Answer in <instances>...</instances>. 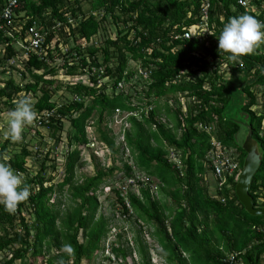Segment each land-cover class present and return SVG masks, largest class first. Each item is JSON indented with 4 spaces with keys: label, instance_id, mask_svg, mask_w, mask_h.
<instances>
[{
    "label": "trees",
    "instance_id": "trees-1",
    "mask_svg": "<svg viewBox=\"0 0 264 264\" xmlns=\"http://www.w3.org/2000/svg\"><path fill=\"white\" fill-rule=\"evenodd\" d=\"M84 1L90 2L87 9ZM202 1L25 0L17 9L22 21L19 20L20 28L14 37L4 35L0 29V52L5 55L0 58V76L8 78L0 85V103L14 108L18 94L24 92L23 97L31 98L41 92L33 103L34 110L38 114L46 110L49 115L47 118L36 115V118L50 131L56 144H61L64 157L60 162L66 171L57 183L51 175L47 177L45 163L32 174L26 166L31 156L28 145L23 144L20 153L7 157L9 135L0 144V161L22 174L23 183L30 189L29 197L14 211L9 212L0 204L3 264L17 261L28 264L29 256L33 263L40 260V264L90 261L103 249L113 220L97 214L96 193L113 172L123 170L126 176L136 178L135 167L145 172L148 180L152 176L159 180L157 196L149 185L141 186L144 182L141 179H137L141 195L129 192L127 196L136 220L153 227L150 235L161 247L160 254L166 264H264L261 262L264 215L253 216L245 210L236 194L237 180L231 179V189L225 187L214 195L205 178L208 168L204 163L211 148V135L204 127L211 126L217 140L239 151L242 165L246 152L239 145L237 134L241 122H246L263 151L261 166L250 188L257 206L258 194H264V101L257 102L260 87L264 100V45L234 64L226 53L220 54L217 36L230 17L248 13L264 21V12L246 11L237 0H211L207 37L174 39L200 20ZM3 4L4 0H0V9ZM100 10L103 15L98 18ZM108 13L122 20L125 27L115 37L108 35L101 44H96L95 36L105 28ZM125 14L129 17L125 18ZM1 23L7 26L6 21ZM31 25H36L42 33V44L35 46L27 42V29ZM138 37L140 40L136 42ZM19 40L25 43L17 44ZM57 57L63 58L58 64L66 68V74H82L87 66H104V73L97 70L91 75L90 84L58 80L55 93L65 85L73 97L70 103L62 102L59 106L52 100L50 89L56 80L47 77L57 75L54 64ZM4 58L12 64L11 68L18 69L20 82L12 77L11 68L2 65ZM130 61L148 67L150 79L144 80L142 87L132 85L127 92H118L119 81H134L137 71ZM226 61L231 64L228 77L223 66ZM147 105L153 106L148 114L141 112L125 119L129 155L123 167L114 164L108 169L96 164L94 175L85 174L76 179L84 148L93 142L87 133V122L93 113H98L101 122L104 116L112 120L118 108L131 112ZM67 118L71 129L66 132L65 142L62 132ZM99 131L107 149L120 150L122 157L127 154L123 142L116 146L113 136L101 128ZM171 149L179 154L180 165L171 159ZM48 156L46 153L44 162ZM57 161L55 158L52 165L54 172L59 169ZM116 191L117 202L128 213L124 196L120 190ZM164 197L170 198L168 207ZM24 208L29 217L23 213ZM133 231L132 241L139 261L131 262L133 250L119 233L113 244L117 258H122L119 264H155L142 229ZM64 244H71L70 253ZM53 248L57 252L52 253ZM183 252L189 253V258L183 257Z\"/></svg>",
    "mask_w": 264,
    "mask_h": 264
},
{
    "label": "rangeland",
    "instance_id": "rangeland-1",
    "mask_svg": "<svg viewBox=\"0 0 264 264\" xmlns=\"http://www.w3.org/2000/svg\"><path fill=\"white\" fill-rule=\"evenodd\" d=\"M83 6L85 9H87L88 7H90V2L84 1ZM102 15H103V13H100V16L98 18H100ZM107 16L108 17L106 18V20L104 22L105 28L102 29L97 36H95V38H96L95 43H97V44H101L108 35L115 37L117 35L118 31L125 27L122 20L114 19L109 13ZM124 17L128 18L129 15L125 14ZM64 39H66V38L64 37ZM79 42L80 41H77L75 43L78 44ZM67 44H68V46H70L72 43L69 41V43L67 42ZM262 44L264 45V43H262ZM63 51H65V49H63ZM2 57H5V55H3V51L1 50L0 58H2ZM61 58H60V60H55V62H54V64H56V66L58 68L57 73H56L57 75L47 76V77H50V78H53L56 80V82L51 85L52 87H50V86L49 87L51 89V92L53 93L52 100L57 101V104H60L62 102L70 103L71 99L73 98L72 95L69 94L65 85H63V87L61 89H58L56 91V93L54 91V87L57 86L56 84L60 83V82H58V80L63 79L65 77V73H66V68H63L62 66H60V64L63 62V58L62 59ZM5 59L6 58H4V60H2V62H1L2 65L8 66L9 68H11L12 64L10 62L7 63L5 61ZM58 63H60V64H58ZM138 64H139L138 62L130 61V65L133 68H136ZM11 69H12L11 70L12 77L15 79V81L17 83L20 82L21 76H20L18 69H16V68H11ZM244 73H246V71H244ZM229 75H230V72L227 70V74L225 77H228ZM6 79H8V78H6L4 75L0 76V85H4L6 82ZM143 83H144L143 79H135L134 81L132 80L130 82H127L126 88H128L129 86H132V85L142 87ZM44 87H46V86H44ZM257 89H258V87L255 86L254 90H257ZM40 94H41V92L39 93V95ZM19 95H20V97H19ZM23 95H24V92H22L21 94H18L17 95L18 100L23 98ZM39 95L37 97H39ZM37 97H31L30 98L32 104L37 101ZM263 101L264 100H262V98H261L260 89H258L257 102L259 104H261ZM257 107H259V105L254 106L253 109L256 110ZM11 109H13L11 106L3 105L2 103H0V144L3 143L9 135L8 113ZM36 115H38V113H36ZM122 117H123V113H121L118 116H116V114H114L112 120L110 119V117L104 116L103 120L101 122H99L98 113L97 112L93 113L92 118L90 120H88V122H87L88 138H89V141H91V142L93 141V142L90 144L89 147L85 146V148H84V151L82 153V159L80 162V166L76 171V179H81V177L85 174L86 175H94L95 170H96V167H95L96 164H102V166L107 167L108 169L114 164L118 165L121 168L123 167L125 160L128 158V156L125 155L124 157H122V153L120 150H119V152H117V151L113 152V151H110L109 149H107L104 146L105 144H104L103 140H101V138H100V131H99V128H101L103 131H106L109 135H111L115 138V142L117 144L116 146L120 145V142L122 141L121 140V138H122L121 137L122 136V130L121 129H122V125L125 124V120H122ZM70 129H71V124H70L69 119L67 118V120L64 122V128H63V132H62V139L65 142H66V139H65L66 132L70 131ZM36 131H39V133H37ZM49 133H50V131L48 129H46L45 127H42L39 124L38 119L35 116L33 122L30 125L25 127L21 140L15 141V142L10 140L5 154L7 157H9L15 153H20L22 150V145L23 144L28 145L27 147L31 151V154H30L31 156L28 157L27 162H26V166L29 169V171L32 174H35L38 170H40L43 163H45L48 166L47 172H46L47 177L51 175L52 177H54L53 181L57 183V182L62 180L63 176L66 174V171H65V169H61V171H60V169H58L57 172H54V170L52 168V165L54 163V159L57 157V153H59L57 150V146H60V145H59V143L56 144L54 142V138L52 136H50ZM23 139H25V141H23ZM62 145H63V143H62ZM116 150H118V149H116ZM232 150H233V153L235 154V156L239 155L238 150H236L235 148H232ZM46 153H49V156H48V160L44 162L43 158H44ZM57 165H59L61 167V163L57 164ZM134 170H135L134 174H135V177L137 179H145V180L149 179L146 176L145 172L138 171L136 167ZM19 176L21 177V179L23 181L25 177H23L22 174H19ZM136 178H134V179L136 180ZM206 179H207L208 183L211 185L210 186L211 191L215 195V190H214L215 189L214 188L215 182H214L213 175H211V173L209 172V175L206 176ZM126 180H127V176L123 170L122 171H116L115 173L113 172L112 175L106 179L105 184H102L100 186L98 192L96 193L98 196V201H99V208L97 210V214L102 213L106 217L113 219L111 227L115 226L117 233L118 234L122 233L124 235V238L122 239L123 242L128 241L130 247L133 250V252H131V254H130L131 262L138 263V261H139V255H138V253H136L135 245L132 241L133 236H134L133 229H142V233L144 234V237L147 241V244L150 247V254H151L152 262L155 264H166L164 261V258L160 254L162 251L161 247L158 245L157 241L150 235L149 231H152L153 227L151 225H148V224L142 222V221L136 220V215H135V212L133 211L132 207L128 213H124L123 209H122V205H120L117 202L118 194H117L116 190H118V191H119V189L122 190V186ZM158 183H159V180L154 176H152L149 180V186H150L151 192L153 193L154 196H157V194H158ZM139 186L140 185L138 183L132 184V185H130V188L128 189L127 192L128 193L133 192L137 195H141L140 190H139ZM122 192H123L124 196L127 197V192H125V191H122ZM127 199L129 200V198H127ZM263 200H264V194L259 193L258 198H257V202H258L257 206H261V203ZM164 202L167 203V204H165L167 207L171 204L169 197H167V198L164 197ZM166 212H168L167 209H166ZM23 213L29 217V214H28V211L26 210V208L23 209ZM2 233H3V231L0 229V234H2ZM118 234H117L115 239H117ZM81 235H82V231H81ZM55 252H57V250L55 248H53L52 253H55ZM102 253H104V249H100L90 261L87 259H83L82 264H99V260L101 258ZM182 255L185 258H189V253H187V252H183ZM226 255H230V254L226 253ZM32 260H33V258H31L29 256L27 263L32 264L33 263ZM121 261H122V258L119 259V263H121ZM261 262L262 263L264 262V256L262 257ZM40 263H41L40 260L39 261L36 260L33 264H40ZM0 264H3V261H0ZM16 264H22V263H20V261H17Z\"/></svg>",
    "mask_w": 264,
    "mask_h": 264
},
{
    "label": "built area",
    "instance_id": "built-area-1",
    "mask_svg": "<svg viewBox=\"0 0 264 264\" xmlns=\"http://www.w3.org/2000/svg\"><path fill=\"white\" fill-rule=\"evenodd\" d=\"M25 0H4L3 7L0 9V29H2L4 32L3 34L8 36V37H14V32L19 30L20 24L19 20L22 21L21 15L19 14L18 10L21 6L22 3H24ZM261 1V4L259 5L258 2ZM238 4L241 5L242 7L245 8L246 11H254L256 13L259 12H264V0H245V3L242 4L240 0H237ZM210 4L211 0H203L200 8V20L195 23L194 25L188 27L187 29L184 30V32L179 35L176 34L174 36V39L178 38H186L190 39L192 37H196L199 39L207 37L209 33V19H210ZM98 13H102L100 10ZM24 14V13H23ZM28 16L24 18V21L27 20ZM1 20H4L7 22V26L3 25L1 23ZM263 21V20H260ZM130 38V37H129ZM42 33H40L37 30L36 25H31L27 29V36L26 40L30 44L33 45H38L42 44ZM133 40V39H130ZM140 40V37L137 38L136 42ZM81 42V39L79 40ZM85 43V41H82ZM17 44H23L25 42L23 41H17ZM97 44V43H96ZM56 60H60L59 57L56 58ZM72 63V62H70ZM112 65V64H111ZM230 63L226 61L223 66L226 68V70L230 71ZM2 68L0 67V71ZM97 70L100 71V73H104V66L100 67H89L87 66L84 70V72H81L82 74H66L65 77L63 78V81L66 83H71V84H76L79 82H83L85 84H90L91 83V75L97 73ZM137 73L135 74V79H143V80H149L150 79V74L151 71L148 67L144 66L142 63H139L136 67ZM124 80H121L117 84V91L118 92H127L126 84ZM260 92H261V97L263 96V90L262 87H260ZM77 98V97H76ZM61 103L59 104V106ZM152 105H147L146 107H138L136 110H133L131 112H127L121 109H117L115 114L116 116L120 115L123 113L122 120L127 119L128 115H139L141 112H145V114H148L150 110L152 109ZM263 112V111H262ZM262 112H259L261 114ZM49 115L48 111H43L38 114L37 118H47ZM128 127V123L125 122L124 126H122V138L121 142L124 143V149L126 150V155H129V150L125 145V136H124V129ZM207 133L211 135V148L207 152L205 156V166L208 168V173L205 175V178L207 175H209V172L211 175L214 177V190H222L225 187L228 189H231L232 187V181L231 179L238 180L239 175L241 174L242 171V165L240 160L238 159V156H235L233 153L232 149L227 148L226 146L223 145L222 142L217 140L215 138V135L212 133V127L207 126L204 127ZM56 143V141L54 140ZM60 146H57V150L59 153H57L56 159H58L57 164H60L61 159L64 157L63 154L61 153L62 146L59 143ZM37 147V146H36ZM171 159L173 160L174 163L177 165H180V159H179V154H177L173 149H171ZM58 168L63 169V164L61 163V167L58 165ZM144 182L141 184V186H148L149 185V180L141 179ZM138 183L137 178L136 180L133 177H128L125 183L122 186L121 194L124 196L122 191L127 192L128 189L130 188V185ZM128 193V192H127ZM127 197L124 196L125 203L129 209H131V204L130 200L127 199ZM223 199V198H222ZM126 216V215H125ZM117 230L115 226H112L110 231L108 232L107 237L105 238L103 242V249L104 253H102L101 258L99 260V264H119V259L117 258L115 252L113 251V244L116 242L117 239ZM0 261H3V256L2 253L0 252ZM72 264V263H71Z\"/></svg>",
    "mask_w": 264,
    "mask_h": 264
},
{
    "label": "clouds",
    "instance_id": "clouds-1",
    "mask_svg": "<svg viewBox=\"0 0 264 264\" xmlns=\"http://www.w3.org/2000/svg\"><path fill=\"white\" fill-rule=\"evenodd\" d=\"M240 2L244 4L245 0ZM217 38L220 54L226 53L228 59L235 64L240 62L245 54L253 52L264 43V21L248 13L230 17ZM35 116L36 112L30 97L19 99L8 113L10 140L13 142L21 140L25 127L33 122ZM3 159L7 160V157ZM29 195V186L23 183L11 165L0 161V204L5 210L14 211ZM63 247L69 253L72 251L71 244H64ZM60 264H64L63 260Z\"/></svg>",
    "mask_w": 264,
    "mask_h": 264
},
{
    "label": "water",
    "instance_id": "water-1",
    "mask_svg": "<svg viewBox=\"0 0 264 264\" xmlns=\"http://www.w3.org/2000/svg\"><path fill=\"white\" fill-rule=\"evenodd\" d=\"M237 141L246 152V155L242 164L241 174L235 186L236 194L249 214L253 216L264 215V205L256 206L254 198L250 193L253 178L262 163V147L259 141L253 136V130L246 122H241V128L237 134Z\"/></svg>",
    "mask_w": 264,
    "mask_h": 264
}]
</instances>
